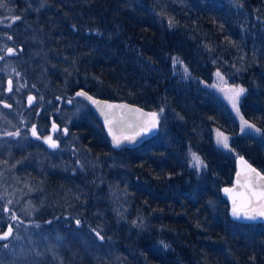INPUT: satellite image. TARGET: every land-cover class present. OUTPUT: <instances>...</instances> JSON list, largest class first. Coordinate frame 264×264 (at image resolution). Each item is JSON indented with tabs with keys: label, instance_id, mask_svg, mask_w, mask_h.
I'll return each mask as SVG.
<instances>
[{
	"label": "trees",
	"instance_id": "16d2710c",
	"mask_svg": "<svg viewBox=\"0 0 264 264\" xmlns=\"http://www.w3.org/2000/svg\"><path fill=\"white\" fill-rule=\"evenodd\" d=\"M0 4V15L9 16L0 22V37H11L3 47L14 53L0 51V111L18 107L1 105L9 78L14 82L9 95L17 93L27 121H0V139L31 144L19 166L37 161L40 168L26 172L39 176L59 169L77 175L73 182L66 173L55 188L67 190L73 206L52 196L39 215L1 203L0 233L10 225L14 236L0 242V252L25 228L47 226L66 240L63 264H99L92 257L95 247L110 264H264V235L250 234L264 222L233 219L222 192L233 182L241 155L264 172V142L241 131L223 90L214 86L219 73L245 89L239 110L263 137L264 0ZM78 88L155 110L156 135L134 148L115 147L92 108L75 97ZM29 95L36 103L26 106ZM69 100L80 110L58 122L67 132L52 131L50 117L58 121ZM36 114L47 129L37 132L40 137L50 132L58 141L46 155L25 116ZM75 119L97 124L105 148L97 130L80 138ZM221 134L229 146L218 143ZM193 153L203 162L200 167L193 166ZM55 189L49 190L57 194ZM49 255L54 258V250Z\"/></svg>",
	"mask_w": 264,
	"mask_h": 264
},
{
	"label": "rangeland",
	"instance_id": "374dc122",
	"mask_svg": "<svg viewBox=\"0 0 264 264\" xmlns=\"http://www.w3.org/2000/svg\"><path fill=\"white\" fill-rule=\"evenodd\" d=\"M8 14L6 16L0 15V22L4 24V22L8 19ZM6 35H3L0 37V51H5L3 44L7 42L8 35L7 33H4ZM9 55H13L14 53H9L8 50L5 51ZM3 57V55H0V60ZM42 64H39L37 66V70L42 68ZM41 70V69H40ZM222 76V77H221ZM219 74V81L215 84L219 89L223 90V98L226 102H228L230 108H232L235 112V115L237 119L239 120V127L242 126V120L247 121L249 125H254L253 128H247L245 127L243 132H247L249 135L250 133L254 134L255 136L262 139V142H264V136L262 137V129H259L258 125L254 123L252 120H248L239 110L237 112V109L232 106V102L229 99V96L232 94L231 90L234 88H242L238 85H232L229 83L228 80L225 79V76L222 74ZM10 77V76H9ZM9 79V78H8ZM12 81V80H11ZM13 86H14V82ZM6 89H9V85H6ZM48 92L51 91V88L47 89ZM17 93H9L7 92L6 95L3 97V100H1V105L3 107H9L10 102L14 105L20 107L23 106V104L16 98ZM34 97L33 95H29L27 98H25V104L31 105V103H36V98H34L31 103H29L28 98ZM241 101V95L238 99V109L239 104ZM75 104V107L71 109L72 104ZM79 105L77 102H72L71 100L68 101L67 106L65 108H62L59 111V119L57 122H63V121H70L71 119V111L76 109L79 111ZM18 107L9 109L8 113L0 111V121L1 122H12L16 119L12 115H16L18 118V121L27 122L23 115L19 114ZM22 108V107H21ZM4 109V108H3ZM39 109L38 113H40ZM70 113V114H69ZM23 114V113H22ZM36 114V115H37ZM64 115V116H63ZM64 117V118H63ZM77 125H78V131H79V137L82 138L83 134L87 133H93L94 130L98 131V134L100 136V144L105 148L106 142L102 134L100 133L99 127L94 125L86 126L85 120H77L75 119ZM79 123V124H78ZM90 128V130H89ZM64 129H67V127L60 125V131L64 132ZM259 129V131H256ZM37 132V130H36ZM65 133V132H64ZM225 135H220V140L223 141ZM227 138L228 146H229V138ZM86 141V140H85ZM221 145H224L223 143H220ZM93 148V146H91ZM86 149V148H85ZM26 150V144L24 143L23 139H7L2 140L0 139V205L1 203H7L11 206L19 207L23 213L25 211L32 212L37 211L39 215L45 214V212L48 210L46 207V202L50 197H54L57 201H63L66 205L73 206V199L70 197L67 190L62 189H55L57 194H53L50 192L47 184L44 183V181L37 176V173H29L26 172L25 169H39V163L37 161H28L26 163H22L23 165L20 167L19 163L22 161L20 159L21 153H23ZM78 157V156H77ZM76 157V158H77ZM77 162H80V159L78 157ZM232 184V183H231ZM10 206V208H11ZM21 214V213H20ZM19 217H23L21 214ZM17 219H14L13 221H16ZM25 225H29L30 223L28 221H24ZM7 232V231H5ZM5 232H2L0 236H2ZM250 234L255 238L259 234L264 235V227H255L250 229ZM16 237L13 238L12 242L10 243L9 247L5 249L4 251L0 252V262L1 264H43L45 262H51L54 260V263L51 264H63V257H61L62 254H64L65 251V238L60 233H50L47 226L42 227L40 229L39 227H32V228H25L22 230L19 234L16 233ZM14 236V233L12 231V234L10 237ZM80 237V236H79ZM54 250V258L53 256L49 255V252H52ZM92 252H94V255L92 257L94 258L95 262L97 261L99 264H110V261L108 259L103 260V255H99L97 252H102V250H99V248L95 247L91 249ZM96 251V252H95ZM92 254V253H91Z\"/></svg>",
	"mask_w": 264,
	"mask_h": 264
},
{
	"label": "water",
	"instance_id": "95a60500",
	"mask_svg": "<svg viewBox=\"0 0 264 264\" xmlns=\"http://www.w3.org/2000/svg\"><path fill=\"white\" fill-rule=\"evenodd\" d=\"M81 92L86 93V96L78 95V93ZM75 96L83 99L92 107L96 116L102 122L104 130L106 131L108 137L114 145L115 143L113 140V134L120 137L121 142L117 147H136L144 141L154 137L159 129L158 115V123L156 124V127H151V117L148 114H157V112L152 109H146L136 103H132L126 100L109 99L96 96L84 88H78L75 91ZM88 97H91V99H88ZM109 105H112L114 107H108ZM52 122L53 124H55L54 121ZM55 125L57 129V124ZM145 127L149 130L141 131V129ZM109 129H111V132L109 131ZM125 137H131V139H125ZM236 162L237 170L232 185L225 186L222 189L223 195L229 200L231 206V217L241 222H264V217H258L256 220H247L243 217L237 219L232 215L233 198L235 197L236 203L237 205H239L242 199V196L240 194L250 195V189L248 187L250 181L253 188L257 190H264V180H261L256 176V173H259L260 176H264V172H261L256 165L250 162L248 158L243 155H241V157H239ZM248 166H250L251 169H255V172L250 171ZM225 189H232V192L230 194L225 193ZM252 201V209H256L257 211H259L261 207L264 206V200L257 201L255 197H252ZM249 211H251V209H249Z\"/></svg>",
	"mask_w": 264,
	"mask_h": 264
},
{
	"label": "snow or ice",
	"instance_id": "6c2138e0",
	"mask_svg": "<svg viewBox=\"0 0 264 264\" xmlns=\"http://www.w3.org/2000/svg\"><path fill=\"white\" fill-rule=\"evenodd\" d=\"M0 7H3V5L0 4ZM15 19H19V17H16ZM9 39H11V37H9ZM12 51H13L12 49H8L9 53H11ZM218 75H219V73H218ZM8 85H9V91H11L12 82L10 80L8 82ZM244 91H245V89H243V88H234L231 90L232 94L229 96V99L232 102V106L237 109V112H239V109L237 107L238 99H239L240 95H242L244 93ZM78 95L86 96V93L81 92V93H78ZM33 99H34V97H29L28 98L29 103H31V101ZM88 99H91V97H88ZM94 103H95V101H94ZM108 107H114V106L109 105ZM137 111H139V110H137ZM161 111H163V110H161ZM148 115L151 117V127H156V124L158 123L157 114L151 113ZM245 127L253 128L254 125H249L247 121L242 120L241 131H244ZM55 130H56V125L53 124V131H55ZM147 130H149V129L146 127L141 129V131H147ZM31 131H32L33 136H35L37 134L35 126L32 127ZM109 131L111 132V129H109ZM256 131H259V129H257ZM64 132H67V129H64ZM8 135H19V133L18 132L17 133H8ZM125 139H131V137H125ZM113 140H114L115 145L119 146V144L121 142L120 137L113 134ZM46 142L49 143L50 147H53V148L57 147V144L55 143V141L52 140L51 136L46 137ZM218 143H223L225 147L228 146L226 137H224L223 141H221L218 138ZM192 163H193L194 167H200L203 164V162L200 160V158L195 153L192 154ZM244 163H246V162H244ZM204 166L206 167V165H204ZM248 167H249L250 171L255 172V169H251L250 166H248ZM256 176L259 179L264 180V176H260L259 173H256ZM248 187L250 189V195L240 194L242 196V199H241V202L239 205H237L235 197L233 198L232 215L237 219L243 217L244 219H247V220H256L258 217H264V206H262L259 211L251 208V205L253 203L252 197H255L257 201L264 200V190H257L255 188H253L251 181L249 182ZM224 191H225V193L230 194L232 192V189H225ZM249 209H251V211H249ZM13 218H15V217H13ZM77 223H79V221H77ZM12 231H13L12 227L9 225L7 232H5L2 236H0V240L7 239L12 234ZM96 235L99 236V238L101 240H103V237L100 236V234L98 232L96 233Z\"/></svg>",
	"mask_w": 264,
	"mask_h": 264
},
{
	"label": "flooded vegetation",
	"instance_id": "af4514ba",
	"mask_svg": "<svg viewBox=\"0 0 264 264\" xmlns=\"http://www.w3.org/2000/svg\"><path fill=\"white\" fill-rule=\"evenodd\" d=\"M49 136H51L52 137V140L53 141H55V143L56 144H58V141L51 135V133L50 132H48L44 137H43V139H42V137H40V135L39 134H36L34 137L36 138V139H41V140H43V142H44V144H43V146H44V148L46 149V151H47V153L49 154L50 152H51V149L49 148V143H47L46 142V137H49ZM57 147H58V145H57ZM56 147V148H57ZM51 148H53V147H51ZM48 162V161H47ZM48 171V172H47ZM47 171H43L42 173H41V175H39L38 177L39 178H41L43 181H44V183L45 184H47V186L49 187V188H57L58 187V185L60 184V179L62 178V177H64V176H66L67 174V176L66 177H71V180L74 182V181H76L77 180V175H76V172H75V170H72V171H64V170H59V169H53V170H47ZM49 172H51V173H49ZM67 173V174H66ZM70 180V179H69ZM46 223H48L49 222V220H47V221H45ZM12 230H13V228H12Z\"/></svg>",
	"mask_w": 264,
	"mask_h": 264
},
{
	"label": "bare ground",
	"instance_id": "6f19581e",
	"mask_svg": "<svg viewBox=\"0 0 264 264\" xmlns=\"http://www.w3.org/2000/svg\"><path fill=\"white\" fill-rule=\"evenodd\" d=\"M139 105V104H138ZM141 106V105H140ZM143 107V106H142ZM144 108H146V107H144ZM146 109H149V108H146ZM20 114V113H19ZM157 115H158V113H157ZM14 118L15 117H17L16 115H12ZM26 116V118L28 119V120H30L29 122H30V125L33 127V126H35V128H36V130H37V132H40V133H43V132H45L47 129L46 128H44V125H43V122H41V119H38V116L37 115H35L33 118H31V116L30 115H25ZM158 118H159V115H158ZM160 120V119H159ZM26 144V150L23 152V153H21V157H20V159L23 161L24 159H26V157H27V154H28V152L29 151H32V146H31V144L29 143H25ZM45 151H46V149H45ZM45 155L46 154H48V153H44ZM43 154V155H44Z\"/></svg>",
	"mask_w": 264,
	"mask_h": 264
}]
</instances>
